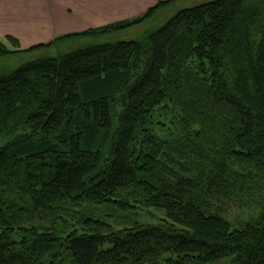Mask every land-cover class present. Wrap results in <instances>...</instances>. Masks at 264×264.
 I'll use <instances>...</instances> for the list:
<instances>
[{
    "label": "trees",
    "instance_id": "obj_1",
    "mask_svg": "<svg viewBox=\"0 0 264 264\" xmlns=\"http://www.w3.org/2000/svg\"><path fill=\"white\" fill-rule=\"evenodd\" d=\"M186 1L0 41V264H264V0Z\"/></svg>",
    "mask_w": 264,
    "mask_h": 264
},
{
    "label": "crops",
    "instance_id": "obj_2",
    "mask_svg": "<svg viewBox=\"0 0 264 264\" xmlns=\"http://www.w3.org/2000/svg\"><path fill=\"white\" fill-rule=\"evenodd\" d=\"M160 0H0V41L25 51L54 38L140 17ZM169 1V0H163Z\"/></svg>",
    "mask_w": 264,
    "mask_h": 264
},
{
    "label": "rangeland",
    "instance_id": "obj_3",
    "mask_svg": "<svg viewBox=\"0 0 264 264\" xmlns=\"http://www.w3.org/2000/svg\"><path fill=\"white\" fill-rule=\"evenodd\" d=\"M212 1H216V0H188L180 8L173 9L172 11H170V10L166 11V13H165L166 15L165 14L162 15V19L161 18L160 19H156L155 21H158L161 24V26H162L167 21V17L169 19L170 17L174 16L179 9L191 8V7H194L196 5H200V4H204V3H208V2H212ZM141 33H142V29L134 30L130 34L128 33L129 36L124 37V38H127L126 41L131 40V39H135ZM59 37H61V36H59ZM50 43H46V44H50ZM61 50L62 51H66V50H63V49H61ZM58 53H59L58 50L57 51H49V52L46 51L44 53H38V54H35V55H29V56L16 57L14 59H9V62H8V63H10L9 66H7V68H4V69H7L6 71L11 72L14 69H17L18 67H20L23 62H25L27 60H30V59H33L35 56L37 57L38 55H42V54H44V55H48V54L50 55L51 54L54 57V56H58ZM1 69H3V68H1ZM1 69H0V73H1ZM2 71H4V70H2ZM159 121H161V122L165 121L167 123L166 127H168L171 124L172 116L171 117H165V118H158L157 116H155V122L158 123ZM169 134H171L170 131H169ZM160 135L161 136H165L164 133H162ZM5 142H6V140L3 142L4 143L3 145L6 144ZM141 210L142 209H140L137 212V217L135 218L134 222H136V220H137L139 223L145 224V225H159L160 223H162L163 220L168 219V217H167V215H166V213L164 211L157 210V209H152V210H148V211H146V210L141 211ZM96 211H97V214H98L99 217H106V216H111V215L116 216L115 213H113L111 211H108V210L97 209ZM228 218H229V216H228ZM126 222H132V221H130V220H128V221L125 220L124 221L123 219H118L117 223L119 225H116V226L118 228H122L123 224H125ZM127 226L133 227V225H129V223L127 224ZM230 260H231L230 258H226V259H223V260H221V261H219V262H217L215 264H228L230 262ZM67 264H69V263H67Z\"/></svg>",
    "mask_w": 264,
    "mask_h": 264
}]
</instances>
